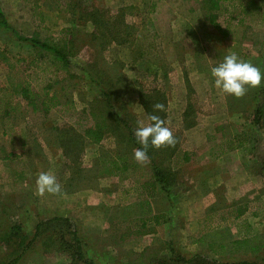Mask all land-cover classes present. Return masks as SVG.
<instances>
[{"label":"rangeland","instance_id":"obj_1","mask_svg":"<svg viewBox=\"0 0 264 264\" xmlns=\"http://www.w3.org/2000/svg\"><path fill=\"white\" fill-rule=\"evenodd\" d=\"M77 1L89 11L93 8L113 19L120 8H128L125 21L131 31L124 33L127 41L92 43L91 21L73 24L68 11ZM151 6L155 8L149 11ZM0 10L20 34L40 37L50 44H57L64 36L63 28L74 26L80 32L66 69L52 53L36 59L37 46L21 41L0 24V52L4 54L0 56V264H86L61 245V239L72 241L67 224L54 221L50 229L35 236L39 222L59 216L69 217L79 228L85 239V257L95 264H184L179 256L195 254L187 249L189 243L170 247L162 238L202 237L190 233L191 227L186 225L182 233L178 206L172 204L170 232L165 230L158 236L137 233L144 229L140 217L152 221L150 206L139 193L152 174L148 161L137 162L132 153L129 169L113 172L115 167L107 156H116L127 146L119 145L120 135L96 143L84 134L85 128L95 126L91 109L99 113L103 105L98 82L112 78L117 90L113 104L136 128L138 122L145 126L151 123L141 95L153 88L165 91V126L171 129L175 143L186 149L183 157L197 154L196 149L204 151L208 159L221 154L224 170L237 171L239 163L233 155L237 144L248 138L260 142L264 133L255 127L251 130L249 116L244 114L251 103L250 88L240 98L226 95L215 87L210 69L235 51L264 70V0H253L246 11L239 0L224 1L212 16L227 36L211 25L205 0H0ZM4 56L7 61L1 58ZM25 85L30 90L26 94L21 91ZM54 93L61 102L47 109L42 99ZM189 103L192 108L186 125L195 126L186 131L183 113ZM212 126H217L216 130L208 131ZM154 150L159 161L170 164V155L163 147ZM247 150L255 153L256 149L248 146ZM42 172L56 177L59 193L39 192L37 177ZM174 186L177 192L180 188L196 189L184 175H178ZM257 214L255 217L264 215V209ZM246 221L218 219L216 226L209 228L207 238L246 242L242 246L230 244L222 254L225 258L220 259L264 261V238L257 237L255 221ZM150 226L147 222L146 227ZM147 238L157 239L147 245ZM251 244L258 250L251 251Z\"/></svg>","mask_w":264,"mask_h":264},{"label":"trees","instance_id":"obj_2","mask_svg":"<svg viewBox=\"0 0 264 264\" xmlns=\"http://www.w3.org/2000/svg\"><path fill=\"white\" fill-rule=\"evenodd\" d=\"M224 1H234V0H205L207 6L209 7V13L211 14L210 23L216 29L222 31L224 35H226L225 30H223L222 26L216 22L215 18L212 16L215 11L219 10L222 3ZM248 2L244 4L243 0H239L240 6L246 11L253 0H247ZM36 5V4H35ZM155 8V6H153ZM39 6H34V9H37ZM134 8V7H131ZM149 8V11L152 9ZM90 9L85 7L84 4L77 1L72 4V8L69 13L73 16V24H78L81 22H88L91 21L93 24V31L89 33L91 37L92 43L94 41H98L105 45L108 42L116 41L117 44L125 43L127 41L128 33L131 31V26L125 21V15L127 13L128 8H120L119 14L116 17L117 19H113L110 15H100L98 10L91 8L93 11H89ZM141 15V13H139ZM42 19V17H41ZM0 24L4 27L10 29L13 34H16L21 41L32 42L34 46L39 48L37 52L36 59L40 56L44 57L46 53H52L54 55V60L57 63H62L64 68H68V64L70 63V57L74 55L76 51V41L79 38L80 32L74 26H70L67 28H63L62 33H64L63 37H60L59 42L57 44H50L47 40L42 38H38L36 36H25L18 32V30L9 26L7 19L5 18L2 10H0ZM127 33V34H124ZM227 36V35H226ZM3 52H0V56ZM3 60L7 61V57H1ZM35 62V61H33ZM32 62V63H33ZM146 68L149 69L148 65ZM121 77V76H119ZM105 79L99 80V90L100 96L103 98V105L102 108L99 110L100 112L97 113V109H91V115L95 118V126L94 127H87L84 130V134L86 137L91 139L92 142H101L107 136L117 135L121 137V142L119 145H123L126 143V149L124 151H117L120 152L116 156H110L109 158L111 165L113 166L114 170L119 172H125L129 169L131 165V154L134 153L136 149H139L141 145L137 142L135 137V130L136 127L128 122V120L123 116V114L117 109V107L113 104V95L117 92L115 87H113V81ZM121 82V79H118ZM122 83V82H121ZM123 84V83H122ZM189 84V83H188ZM118 86V85H117ZM189 88L191 85L189 84ZM24 94L29 93L28 85L23 86L21 90ZM249 98L251 104L253 103V114L254 118L252 122L255 126H261L264 124V82L259 88H250L249 90ZM124 92V91H123ZM145 92V91H144ZM149 94H142L141 101L142 105L145 108V112L150 117V115L155 114L158 115L163 121L166 118L165 110L158 111L154 109V105L157 103H162L165 106L166 103V93L165 91L162 93L160 88H153L152 90L147 91ZM60 98L57 96L56 93L46 94L42 99V104L48 109L49 107H53L60 103ZM34 103V102H32ZM122 107V106H121ZM192 105L189 103L188 108L185 113V121L187 122V118L190 114ZM97 116H101L100 120H96ZM151 122V121H150ZM165 122V121H164ZM126 131H128L126 133ZM81 143H83L81 141ZM72 144V143H71ZM164 150L170 155V157H178L179 155V143H175L173 146H162ZM155 148L149 145L147 149L148 159L147 163L151 170V177H149L145 182L142 183L141 189L142 192H139L141 197L143 196V200H146V206L149 204V199L154 197L156 193H170V189L176 182L178 181V171L176 169H172L169 165L165 164V161H159L157 159V153L154 150ZM158 149V148H156ZM166 154V153H165ZM120 163L121 167H118V162ZM175 164L177 162L175 161ZM171 201V200H170ZM172 202V201H171ZM154 221L158 222V217H152ZM151 218V219H152ZM145 218L142 217L141 220ZM54 221H59L61 224H67L68 230L70 229V233L72 235V241L61 239V245H65V249L68 253L74 254L78 260H82L86 264H95L93 260L87 259L84 254L83 248H85V239L84 237L79 234V228L76 229L73 222L70 220L69 217L59 216L52 220L39 222L36 225L35 236H38L42 233L43 229L47 230L50 229V225ZM60 224V225H61ZM143 230L138 231L137 233L141 232H151L156 230L155 226L152 228L146 227V222L142 224ZM58 242V240H57ZM236 244H240V246L244 245L246 242L243 240H237ZM252 245V244H251ZM174 243H171L170 247H173ZM251 251H257L258 247L256 244L251 246ZM173 249V248H172ZM179 262H184V264H264L258 260H241V261H227V260H219L216 258H212L207 255L202 254H194L191 257H178ZM15 259L14 261H16ZM166 262V261H165ZM163 262V264H167ZM162 264V262L160 263Z\"/></svg>","mask_w":264,"mask_h":264},{"label":"crops","instance_id":"obj_3","mask_svg":"<svg viewBox=\"0 0 264 264\" xmlns=\"http://www.w3.org/2000/svg\"><path fill=\"white\" fill-rule=\"evenodd\" d=\"M226 105L228 106L229 104ZM230 108L231 107H229L228 110L231 113L232 110ZM186 110L183 113L184 121L186 118ZM246 113L249 116L251 130L255 127L257 131L264 133V124L255 126L252 122L251 115L253 114V103L249 104L244 114ZM184 124L187 129L186 131L193 129V126H195H187L186 121ZM214 127L217 126H212L211 130L208 131L211 132L214 129L216 130ZM262 140L263 138L259 142L257 139L248 138L244 143L237 144L238 148L236 144L231 145L233 149L237 148L233 153L239 163L237 171L224 170V158L221 154L208 156V159L206 155L202 153L204 151L196 149L195 153L197 154L191 156L185 154L183 157L186 149L180 147L177 159L176 157L169 158V166L172 169H176L178 175H184L187 179H191V183L195 184L196 189L188 187V189L180 188L177 192V190H174L175 186H172L169 188L170 193H156L154 197H151L149 199V206L152 212L149 219L152 221L146 218L141 220L142 217L138 219L142 224L144 222H146V224L147 222H151L152 226H150V228L155 226L156 230L151 231L154 233L148 235L158 236L162 231L169 230L170 232V230H172L174 218L172 217L171 208L173 204L178 206V210L182 212V233L185 231L184 228L186 225L187 228L191 227V230H189L190 233L197 232L202 238H193V240H189V238L178 239L168 238L167 236L166 238H162L166 246H169L172 241V243H177L180 247L181 245L183 246V243H189L187 247L189 251L222 260L220 256L221 258H225L222 255L225 252V248L229 247L230 244H236L235 242L238 239L234 238L232 240L217 241L213 238H207L206 235L211 231L209 228L216 226L214 223L216 220H224L225 218H228V220L232 219L233 223H235L236 220L246 221L248 219L251 223L255 221L254 226L258 229L256 233L257 237L264 238V215L255 217L259 215L257 214V210L261 209L262 211L264 209V140ZM206 145L207 141L204 140V147ZM248 146L255 147V153H247ZM259 146L261 147L258 149ZM181 150L184 152H181ZM180 157L184 159L181 163L179 162ZM175 161L177 164H175ZM67 194L72 193L68 192ZM160 202H162L163 205L160 204ZM251 214L253 216H250ZM153 216L158 217V222L153 220ZM179 217L180 215H178V219ZM185 221H187V223ZM230 223L231 222H229V224ZM187 232L186 230V233ZM124 239L125 238H122V240ZM149 239L150 241L147 245H150L152 241L157 238H147V240ZM192 241H195L193 245L191 244ZM190 247H193V249ZM142 251H144V249H142ZM260 262L263 263L264 261L260 260Z\"/></svg>","mask_w":264,"mask_h":264},{"label":"clouds","instance_id":"obj_4","mask_svg":"<svg viewBox=\"0 0 264 264\" xmlns=\"http://www.w3.org/2000/svg\"><path fill=\"white\" fill-rule=\"evenodd\" d=\"M210 73L215 87L224 94L236 98L244 96L249 88H259L264 82V70L242 59L235 51L229 52L221 62L211 67ZM153 107L158 111L165 110L162 103H157ZM149 119L150 124L145 126L138 122L135 130V137L141 147L134 151V158L140 163L147 161L149 145L160 148L173 146L176 142L171 129L165 126V122L158 115L152 114ZM37 185L41 194L45 192L56 194L61 190L56 177L44 172L37 177Z\"/></svg>","mask_w":264,"mask_h":264}]
</instances>
